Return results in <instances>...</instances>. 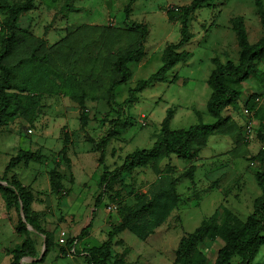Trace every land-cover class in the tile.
<instances>
[{"label":"rangeland","instance_id":"1","mask_svg":"<svg viewBox=\"0 0 264 264\" xmlns=\"http://www.w3.org/2000/svg\"><path fill=\"white\" fill-rule=\"evenodd\" d=\"M67 1L73 9L64 6ZM189 1L177 0L175 4L176 0H136L126 21L123 8L128 0H36L33 9L18 20L21 39L9 61L28 55L31 47L43 39L39 51L47 54V65L64 77L75 73L87 94L84 101L88 120L84 129L79 124L76 100L66 93L67 89L55 75H50V81L39 83L34 95L37 103L29 113L31 121L16 114L0 127V175L7 179L14 175L30 188L34 197L31 207L39 213V225L54 234L50 249L37 264H86L82 255H74L71 250L61 255L59 248L65 245L67 237L78 234L89 221L94 196L99 191L102 166L114 168L122 163L126 153L136 148H149L159 135L160 122L167 108L174 110L169 122L171 129L214 122L206 109L210 94L206 79L213 68L211 58L216 56L221 62L237 61L239 50L229 24L231 16L243 17L249 42L261 35L254 0H212L198 8L189 19L192 37L182 47L192 53L189 60L169 70L165 81L152 83L137 93L133 103H122L128 87L159 68L163 46L179 38V22L168 20L167 8ZM131 21L147 26L145 56L140 63L129 64L130 79L116 89L119 116L129 123L108 141L103 163H99L96 146L110 127L103 121L104 114H116V109L109 110L105 92L113 75L111 59L116 47L106 41L105 34L111 33L110 28L116 29L113 34L126 32V40L119 43L125 47L132 41L129 39L132 33L126 28ZM257 68L258 74L234 84L240 97L236 104L223 110L222 114L229 116V120L222 132L217 130L218 133L206 137L203 146L194 148L191 162L174 154L165 155L146 167L122 174L95 208L88 235L76 242L75 249L103 243L118 220V207L131 204L136 191H145L148 184L165 171L178 179L177 206L145 240L127 230L112 237L109 264H173L180 238L215 210L221 213L224 207L244 220L252 211L253 199L261 192L254 177L255 170L261 168L255 155L262 147L256 137L259 119L255 110L264 102V61L259 62ZM251 94L257 97L248 101ZM247 101L254 105L253 109L248 108ZM66 134L70 140L67 149L70 165L63 162L58 170L64 174L62 184L69 192L57 199L49 191L48 171ZM20 148L37 149L45 158L40 162H22L5 172L9 157ZM190 165L194 166L193 176H181ZM110 204L115 208L109 209ZM17 219L18 210L7 208L0 194V251L4 246L11 249L20 243L22 237L11 229ZM27 230L35 238L38 256L43 238L28 226ZM215 248V245L209 248L208 240L199 246L207 255V264H212ZM237 261L235 257L231 264ZM251 264H264V245L260 246Z\"/></svg>","mask_w":264,"mask_h":264},{"label":"trees","instance_id":"2","mask_svg":"<svg viewBox=\"0 0 264 264\" xmlns=\"http://www.w3.org/2000/svg\"><path fill=\"white\" fill-rule=\"evenodd\" d=\"M35 1L0 0L2 18L0 20V127L16 114L27 121H31L32 117L29 116V113L35 109V103H37L34 95L38 91L39 83L46 79L50 81V75H55L67 89L66 93L76 100L79 106V124L84 129L87 125L88 111L84 101L87 94L83 84L75 73H70L64 77L47 65V54L39 51L40 45L44 43L43 39H39L31 47L28 55L19 57L14 62L9 61L14 53L15 45L21 39L18 35V20L23 13L33 9ZM134 1L136 0H128L123 8L126 21L129 20L128 16ZM210 1L212 0H190L188 4L173 5L167 8L168 20L179 22V38L176 42H168L163 47L160 56L161 65L156 71L128 87L123 104L133 103L137 99V93L152 83L165 81L169 70L176 64L189 60L192 53L182 47L192 37L189 31L190 16ZM254 5L262 29L257 40L249 42L241 15L231 16L229 24L235 34L239 50L237 61L227 59L225 62H221L216 56L211 58L213 68L206 79L210 88V94L206 100V109L214 118V122L208 124L198 122L185 128L171 129L169 122L174 110L167 108L165 116L160 122L159 135L149 148L133 149L126 153L122 163L114 168L109 169L106 165L102 166L98 182L99 191L94 196L91 217L78 234L67 237L65 245L59 248V254L65 255L66 250H71L74 255H82L86 264H109L112 237L123 230H127L138 239L145 240L167 219L177 206L179 195L176 191L177 177H173L168 171H165L160 172L148 184L145 191H136L133 194L131 204H122L118 207V220L111 226L108 238L103 243L86 246L81 250L75 249L76 242L88 235L95 208L99 206L103 196L112 190L120 180L122 174L130 173L135 168L146 167L150 162L157 161L165 155L174 154L179 159L191 162L195 153L194 148L203 146L207 136L215 132H222V128L226 126L229 120V116L222 114L223 110L236 104L240 97L239 89L234 84L247 80L251 74H258L257 65L264 61V3L262 0H254ZM64 6H69L68 1ZM70 9L73 7L69 6ZM126 28L133 36L129 35V39L131 38L132 41L125 47L119 43L121 40H126V32L119 31V33L113 34L112 32L116 29L110 28L111 33L105 34L106 41L116 47L111 59L113 75L105 90L107 102L110 105L109 110L116 109V114H104L103 121H107L110 127L99 139L96 146L99 151L97 158L99 163H103V154L108 141L129 123L126 118L119 116L120 107L115 101L116 89L130 79L132 73L129 64L140 62L145 55L144 39L147 34V26L142 22L131 21L126 25ZM256 97V94H251L248 101H253ZM247 106L249 109L254 108L252 103H248ZM255 116L259 119L256 137L262 147L255 155L259 159L261 168L255 170L254 177L261 192L253 199L252 211L244 220H241L231 211L222 207L221 213L215 210L211 215L203 218L198 226L180 238L174 251L173 264H207V255L199 249L205 240L209 241V248L212 245L216 247L212 264H231L235 257L238 258L235 264H251L260 246L264 245V102L261 107L255 110ZM69 143L70 140L66 134L63 136L62 145L56 157L53 158V166L48 171L49 191L57 199L68 195L69 192V189H64L62 184L64 174L58 170L63 162L67 166L70 165V158L67 156ZM44 158L45 156L37 149L20 148L9 157L4 171L7 172L22 162H40ZM193 170L194 166L190 165L181 173V176L191 178ZM0 194L7 208L14 207L16 211L18 210V219L14 225V230L22 237L16 247L5 249L11 254L8 264H21L23 257L37 256V250L34 247L35 240L29 235L27 225L31 226L36 234L41 235L45 242L42 258L27 264L42 262L43 257L50 249L54 234L39 225V213L31 207L34 198L33 192L14 175H11L9 179L0 175ZM20 205L25 222L20 217Z\"/></svg>","mask_w":264,"mask_h":264},{"label":"crops","instance_id":"3","mask_svg":"<svg viewBox=\"0 0 264 264\" xmlns=\"http://www.w3.org/2000/svg\"><path fill=\"white\" fill-rule=\"evenodd\" d=\"M135 2V1H134ZM175 4H177V0H176V2H175ZM131 10H132V6H131ZM130 13H131V11H130ZM123 20H125V17H124V19ZM83 24H90V23H83ZM76 26H79V25H82V24H79V25H77V24H75ZM175 41V40H174ZM166 44V43H165ZM165 46V45H164ZM163 46V47H164ZM163 49V48H162ZM161 52H162V50H161ZM161 52H160V56H161ZM145 56V55H144ZM142 61V60H141ZM138 63H140V62H138ZM184 63H186V62H184ZM4 217V216H3ZM5 218V217H4ZM9 220V219H8ZM11 229H13L14 230V226L11 224ZM15 231V230H14ZM17 234V233H16ZM34 240H35V238H34ZM35 242V241H34ZM42 242H43V240H42ZM42 244V243H41ZM34 247H35V249L36 250H38V246H37V244H36V242L34 243ZM1 248V247H0ZM3 250L2 251H0V253H1V256H0V264H8L9 263V261H10V258H11V254L8 252V251H5V249H6V246H4V248H2ZM1 250V249H0ZM7 250V249H6ZM54 252V254H56L55 253V251H53ZM22 260V259H21ZM28 262H25L24 260L23 261H21V264H27Z\"/></svg>","mask_w":264,"mask_h":264},{"label":"water","instance_id":"4","mask_svg":"<svg viewBox=\"0 0 264 264\" xmlns=\"http://www.w3.org/2000/svg\"><path fill=\"white\" fill-rule=\"evenodd\" d=\"M20 217H21V220L25 222V217H24L21 205H20ZM27 226L31 228V226H29V225H27ZM44 249H45V242H44V238H43L42 249H41L40 254L36 257H23V259L21 261L24 260L25 262H32V261L40 260L44 254Z\"/></svg>","mask_w":264,"mask_h":264},{"label":"built area","instance_id":"5","mask_svg":"<svg viewBox=\"0 0 264 264\" xmlns=\"http://www.w3.org/2000/svg\"><path fill=\"white\" fill-rule=\"evenodd\" d=\"M109 209H114L115 208V206L113 205V204H110V205H108L107 206ZM61 241H63V239H61Z\"/></svg>","mask_w":264,"mask_h":264}]
</instances>
